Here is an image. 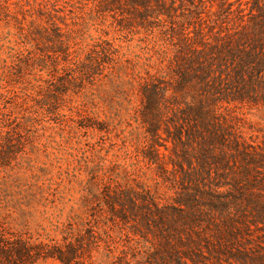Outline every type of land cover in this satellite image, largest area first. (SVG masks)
Returning <instances> with one entry per match:
<instances>
[{"label":"trees","instance_id":"1","mask_svg":"<svg viewBox=\"0 0 264 264\" xmlns=\"http://www.w3.org/2000/svg\"><path fill=\"white\" fill-rule=\"evenodd\" d=\"M1 27L0 165L54 126L89 179L53 232L0 199V264H264V0H0Z\"/></svg>","mask_w":264,"mask_h":264},{"label":"rangeland","instance_id":"2","mask_svg":"<svg viewBox=\"0 0 264 264\" xmlns=\"http://www.w3.org/2000/svg\"><path fill=\"white\" fill-rule=\"evenodd\" d=\"M94 23L96 21H91L89 27L94 34H98ZM241 110L248 127L264 134V108L243 107ZM40 134L42 136L36 142L38 149L35 152L6 166L0 165V199L7 205L5 212H11L15 225L24 222L34 233L42 232V229L53 232L55 224L66 222L73 212H81L84 188L89 179L82 153L69 150V147L77 146L76 140L64 142L60 129L54 126L47 131L41 130ZM85 143L83 137L80 147L86 148ZM101 150L106 164L117 159L116 149L110 150L106 146ZM36 264L63 263L50 258Z\"/></svg>","mask_w":264,"mask_h":264}]
</instances>
